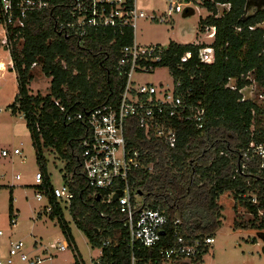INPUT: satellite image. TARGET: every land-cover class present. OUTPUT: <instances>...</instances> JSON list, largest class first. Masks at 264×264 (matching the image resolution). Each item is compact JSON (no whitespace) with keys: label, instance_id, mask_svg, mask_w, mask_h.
I'll return each mask as SVG.
<instances>
[{"label":"trees","instance_id":"1","mask_svg":"<svg viewBox=\"0 0 264 264\" xmlns=\"http://www.w3.org/2000/svg\"><path fill=\"white\" fill-rule=\"evenodd\" d=\"M200 1L210 14L216 12L215 3L231 6L222 17L209 15L201 21L204 26L215 27L214 62L199 63L198 51L203 45L169 42L167 53L172 51L174 56H166L154 68L167 67L172 78L180 81L181 90H190L189 99L204 108L202 128L185 121H173L177 139L175 147L169 148L160 140H147L135 120H128L125 125L127 146L139 149L144 166L152 165L150 172L136 174L135 188L142 192L146 204L161 211L167 219L162 242L154 249L128 247L125 241L128 232L123 227L125 216L113 209L114 203H103L97 194L94 195L82 173L79 142L88 133L87 127L80 122H67L66 114L53 103L59 100L67 112H86L102 105L117 104L125 78L115 68L120 49L131 43V32L125 30L120 35L110 30L105 33L90 30L84 38L66 33L59 29L60 20L56 18L60 6H68L69 1L31 13L20 33L8 29L2 47L9 51L11 66L8 72L15 74L17 89L7 108L12 114H21L25 120L43 176L42 184L36 188L52 207L49 218L57 219L61 234L75 251L73 264H83V261L74 246L69 222L65 220L64 206L53 195L45 151L55 153L65 163L64 170L69 178H61L73 194L68 210L71 220L91 246L102 248V243L109 241V246L102 248L103 264H131L132 257L135 264L168 263L163 261L160 250L173 242L176 218L181 220L178 231L187 240L213 236L221 224L222 207L217 199L227 192L251 214L249 221H234L233 227L264 231V172H257L258 161L242 160L249 143L264 144L261 124L264 104L241 103L237 91L248 84L239 80V75L252 69L257 84L264 86V61L257 55L264 47V30H248L249 26L264 22V11L244 17L245 0ZM238 27L240 32L235 31ZM186 51L192 53L191 60L180 66L179 57ZM34 63L39 64L42 74L50 79L46 96L33 95L29 90ZM229 78L236 79V91L225 88ZM242 163L246 171L236 173ZM249 192H255L256 205L240 198ZM8 210L11 220L14 214L12 197ZM207 249L191 259H201Z\"/></svg>","mask_w":264,"mask_h":264},{"label":"built area","instance_id":"2","mask_svg":"<svg viewBox=\"0 0 264 264\" xmlns=\"http://www.w3.org/2000/svg\"><path fill=\"white\" fill-rule=\"evenodd\" d=\"M69 1L68 6L63 7ZM244 17L254 16L258 11H264V0H245ZM60 4L61 11L57 15L60 20L59 29L72 33L79 38H84L90 30H100L103 33L110 30L122 35L129 30L132 35L131 43L120 49V58L115 70L125 78V84L117 104H106L94 110L67 112L59 100H54V105L61 113H65L67 122L83 123L88 130L86 136L79 142L81 151V169L89 185L103 203L115 204L113 208L125 216L123 227L128 232L126 243L132 248L134 245L154 249L162 242L163 231L167 222L166 216L144 202L143 194L135 188V177L140 171L150 172L152 165L144 166L139 149L129 147L125 140V125L128 120H135L137 127L142 130L147 140L156 139L166 144L169 148L176 145V133L173 121H185L201 129L204 121V108L199 103L189 99L188 91L181 90L180 81L171 79L170 87L162 84L155 86L149 83L134 81L135 73L148 74L161 63L166 56H174L168 46H142L135 40V30L140 19L154 20L148 16L137 3V0H0V31L4 38L8 29H16L20 33L26 26V21L31 13L41 12ZM179 3L171 2L167 8V15L182 11ZM230 4L215 3V13L210 15L220 18L230 11ZM159 22L164 23L161 17ZM264 30V22L249 26L248 30ZM205 38L211 43L202 46L198 51V60L202 64L214 62L215 51L212 46L215 38V27L206 26ZM240 32L241 28H235ZM264 41V35L262 36ZM195 45H199L196 43ZM264 61V47L258 54ZM192 53L184 52L179 57V65L191 60ZM36 64H32V67ZM167 68V67H166ZM168 69V68H167ZM169 71V69H168ZM170 73V72H169ZM239 80L248 82L247 85L237 90L236 79L229 78L225 88L238 91L241 96L239 102H255L264 104V86H259L255 79V70H249L239 75ZM12 154L20 155L21 151L13 149ZM7 151H2L0 156L6 157ZM243 161H258V173L264 172V144L249 143L243 151ZM24 161V159L22 160ZM246 165H242L236 173L244 174ZM18 178V176H16ZM41 171L34 175V185L42 184ZM53 195L57 202L69 210L73 194L65 182L53 187ZM117 195L116 200L113 197ZM36 201H46V196L39 192L35 195ZM249 199L252 204H257L255 192L240 196ZM45 212L52 213V207L47 203ZM248 214V213H247ZM251 216V214H248ZM263 216L262 213H259ZM16 214H13L10 224H16ZM181 225L180 218L174 222L173 242L160 250L163 261L196 257L202 250L214 243L213 236H206L187 240L178 231ZM1 234V232H0ZM63 236V235H62ZM64 238V237H63ZM109 246V241L102 243V248ZM68 243L57 241L45 249L46 253L31 254L27 251L25 243L17 240L10 241L7 255L0 258V264H42L53 252H64ZM102 248H98L99 257L94 264H103L101 258ZM134 263V258L131 259Z\"/></svg>","mask_w":264,"mask_h":264},{"label":"rangeland","instance_id":"3","mask_svg":"<svg viewBox=\"0 0 264 264\" xmlns=\"http://www.w3.org/2000/svg\"><path fill=\"white\" fill-rule=\"evenodd\" d=\"M171 2L179 3L183 7L182 11L167 15ZM137 3L148 16L155 18L140 19L137 22L135 40L138 44L166 46L169 42L181 45L198 42L199 45L205 46L206 43H211V40L205 38L207 29L201 22L210 13L201 6L200 0H137ZM161 17L165 18L164 23L159 22ZM0 28L2 29L1 26ZM3 43L4 41L1 42V47ZM0 61L8 71L11 60L5 47L0 51ZM30 71L33 75V80L28 86L30 92L33 95L39 93L46 96L49 93L50 79L42 74L39 64L31 67ZM7 77L10 82L6 90L0 92V153L4 150L8 152L6 157L0 156V258L7 255L9 242L17 240L25 243L29 253L43 256L45 249L57 241L63 242L64 238L57 219H50L45 212L46 201H36L35 195L39 190L33 184L34 175L40 170L23 116L12 114L7 108L13 102L17 87L15 74L7 73ZM132 79L155 86L162 84L163 87H170L172 76L166 67H157L148 74L135 73ZM11 92L13 95L9 96ZM261 119L264 126V118ZM253 128L254 126H251L250 129ZM15 148L21 151L20 155H12ZM44 153L48 159L46 170L50 182L53 186L60 185L62 176L69 178L68 172L64 170L65 163L60 161L55 153ZM10 197L14 200L13 211L17 216L13 227L8 210ZM217 202L222 207L221 224L213 235L214 243L208 247L202 258H182L174 263L162 264H264V231L233 227L234 221L246 223L251 216L239 205L232 193L220 195ZM63 212L83 264H94L99 257V249L91 246L71 220L68 211L64 209ZM74 254V249L69 247L64 252H53L52 257L45 256L42 264H73Z\"/></svg>","mask_w":264,"mask_h":264},{"label":"crops","instance_id":"4","mask_svg":"<svg viewBox=\"0 0 264 264\" xmlns=\"http://www.w3.org/2000/svg\"><path fill=\"white\" fill-rule=\"evenodd\" d=\"M5 38H4V36L2 35V33H1V31H0V45H1V42L4 40ZM196 43H198V42H194L193 43V45H195ZM1 49H3L1 46H0V51H1ZM4 64H2V62L0 61V92L2 91H4V90H6V86H7V84H8V82H10V80L9 79H7L8 77H7V73H9V74H11L10 72H8V71H6V69H4V66H3ZM3 66V67H2ZM5 71V72H4ZM13 81V80H12ZM3 84V86L1 87V85ZM15 89H17V87L15 88ZM11 95H13V92H11V94L9 95V96H11ZM8 96V97H9ZM0 111H1V109H0ZM12 155H14V154H12ZM14 201V200H13ZM0 255H1V253H0Z\"/></svg>","mask_w":264,"mask_h":264},{"label":"water","instance_id":"5","mask_svg":"<svg viewBox=\"0 0 264 264\" xmlns=\"http://www.w3.org/2000/svg\"><path fill=\"white\" fill-rule=\"evenodd\" d=\"M116 198H117V195H115V196L113 197L114 200H116Z\"/></svg>","mask_w":264,"mask_h":264}]
</instances>
